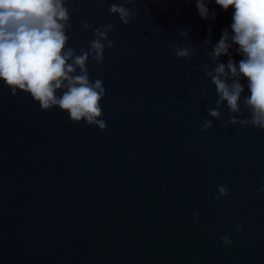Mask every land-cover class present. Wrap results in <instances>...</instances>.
I'll return each mask as SVG.
<instances>
[{
  "label": "water",
  "instance_id": "water-1",
  "mask_svg": "<svg viewBox=\"0 0 264 264\" xmlns=\"http://www.w3.org/2000/svg\"><path fill=\"white\" fill-rule=\"evenodd\" d=\"M112 2L69 0L77 50L93 38L82 19L114 24V47L89 60L104 129L0 83V264H264V129L229 122L204 70L231 6L208 0L216 18L204 20L195 0H115L135 6L124 24Z\"/></svg>",
  "mask_w": 264,
  "mask_h": 264
},
{
  "label": "clouds",
  "instance_id": "clouds-1",
  "mask_svg": "<svg viewBox=\"0 0 264 264\" xmlns=\"http://www.w3.org/2000/svg\"><path fill=\"white\" fill-rule=\"evenodd\" d=\"M223 10L231 6V22L221 29V35L212 44L209 56L217 61L205 73L215 86V103H226L230 113L228 121L251 124L264 129V0H213ZM201 19H215L216 12L209 8L208 0H195ZM110 13L129 24L136 16L133 5L126 2H112ZM85 29H91L93 38L87 47L79 49L68 43L72 28L69 0H0V83L15 94L18 90L28 93L41 110L59 107L67 112L72 122L83 120L89 125L104 129L101 100L106 89L101 78H93L89 60L102 62L106 48L115 45L110 33L114 24L108 21L93 26L88 19H82ZM211 25H209V30ZM187 35V29H181ZM210 39L206 38L205 43ZM241 57L237 60L231 50ZM187 46H173L177 57L190 56ZM227 56L226 61L219 58ZM246 81V83L242 82ZM245 87L247 93H245ZM243 94V95H242ZM248 109V115L241 117V104ZM211 117L220 118L218 107L207 109ZM212 119H204L201 128L209 129ZM258 191H264V183ZM228 188L217 185V196L226 195ZM196 222L199 214L193 210ZM237 221V230H240ZM225 244L233 243L227 234L221 236Z\"/></svg>",
  "mask_w": 264,
  "mask_h": 264
}]
</instances>
